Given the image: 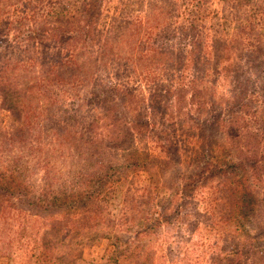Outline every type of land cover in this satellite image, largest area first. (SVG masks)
Masks as SVG:
<instances>
[{"label": "trees", "instance_id": "obj_1", "mask_svg": "<svg viewBox=\"0 0 264 264\" xmlns=\"http://www.w3.org/2000/svg\"><path fill=\"white\" fill-rule=\"evenodd\" d=\"M209 1L57 0L62 13L55 19L26 30L21 22L13 27V40L58 51L56 57L48 55L44 80L28 84L23 80L21 91L3 83L6 71L2 72L0 110L7 113V125L2 127L0 121V200L31 203L34 195L18 168L30 160L47 168L58 160L65 166L68 143L80 135L88 148L85 152L97 159L75 193L99 214L96 199L106 195L104 188L127 180L130 171L145 172L152 186L160 185L163 172L174 167L172 179L163 185L180 205L173 211L167 205L158 210L149 201L152 208L146 212L132 196L121 220L136 237L115 247L106 264H122L126 253L128 261L141 252L150 254L163 225L171 216H181V204L203 189L230 206L229 218L236 228L230 251L223 246L216 253L217 264H264V42L248 47L219 36L213 25L208 27L213 36L202 37L205 25L195 17L203 8L205 17L211 15L212 10L204 7ZM141 11H147L144 21L129 18ZM96 42L101 53L87 73L81 67L87 68L91 61L81 50ZM74 53L86 60L79 67L70 59ZM10 57L3 53L1 66L10 64ZM98 62L116 67L115 78L97 75ZM155 62L153 70L163 75L158 79L152 70L148 74L144 70ZM128 68L131 72H124ZM77 73L85 92L71 108L73 99L64 83L77 79ZM128 75L145 80L147 98L133 89ZM226 88L229 92L223 94ZM145 141L139 151L136 144ZM108 151L113 157L103 160ZM185 164L192 173L183 172ZM224 183L227 194L222 197ZM60 192L47 191L46 199L53 196V200L38 196L34 204L52 207ZM240 217L249 219L261 234H251ZM98 220L102 218L92 215L89 222L96 226ZM113 238L119 243L117 235ZM144 239L149 240L146 250L137 243Z\"/></svg>", "mask_w": 264, "mask_h": 264}, {"label": "rangeland", "instance_id": "obj_2", "mask_svg": "<svg viewBox=\"0 0 264 264\" xmlns=\"http://www.w3.org/2000/svg\"><path fill=\"white\" fill-rule=\"evenodd\" d=\"M56 1L0 0V66L3 62L2 54L11 55L10 64L6 63V67L0 68V81L4 77L2 72L6 71L3 83L13 84L12 86L17 87L18 91L23 90L21 83L23 80L26 84L32 79L40 80V82L44 80L45 75L42 73L46 70L48 55L56 57L58 50L55 47L48 49L39 43L24 42V39L13 40L11 37L13 27L21 22L25 25L24 29H28L29 26L33 27L41 21L55 19L62 13L59 12L61 8L58 9L55 5ZM114 6L116 2L111 5L112 11ZM204 7L212 10L211 15L205 17L203 8L202 12L195 17L205 25L202 37L213 36V31L208 28L213 25L219 30V36L230 40L235 39L237 42L242 41L248 47L250 46L248 44H255L258 40L264 42V0H210ZM145 14L147 11L136 12L129 18L144 21ZM189 18L191 19V16ZM244 26H246L245 30H243ZM97 42L81 50L87 52L83 57L91 61V65L87 68L81 67L83 70L87 69V73L92 71L94 58L101 53L102 47ZM70 59L77 67L82 65L83 59H80L79 54L74 53ZM102 60L103 63L106 62L104 57ZM97 65L98 68H95L97 75L115 78L116 67L109 63L102 66L98 62ZM157 65V62L148 65L144 69L145 73L148 74L152 70L153 77L156 76L158 79L163 76L160 70H153ZM135 68L139 73L141 72L138 66ZM124 72H131V68ZM76 77L77 79L64 83L69 90L68 96H72L73 99L74 106L71 105V108L77 107L78 95L82 96L85 92L78 73ZM128 79L133 89L145 98L148 97L149 87L145 84V80H141L138 76L129 78V75ZM12 92L13 90L9 89V94ZM228 92L229 88H226L222 93ZM6 116L7 113L0 110L2 127L7 125ZM68 144L65 166H62L63 161L58 160L56 164L52 163L47 168L44 163L36 165L34 160H30L28 164L18 168L21 175L28 180L26 185L30 187L29 194L34 195V198L45 196V200L48 198L47 191L53 194L61 192L54 196L58 200L52 207H47V203L44 202L39 205L34 204L33 197H31V203L29 200L19 202L16 198L9 201L0 200V264H106V261L111 259L109 257L115 247H120L136 237L132 232L125 230L127 228L121 220L127 206L131 203L132 196L135 197V205L139 204L140 208L146 212L152 206L162 210L163 206L167 205L168 210L173 211L180 205L179 198L170 196L167 186L163 185L165 179H172L174 167L163 172L164 180L160 185L154 182L152 186L145 172L132 170L127 180L118 182L114 187L104 188L106 195L95 201V206L100 207L101 215L99 212H94L91 202L81 199L83 197L75 192L85 181L84 175L92 169L94 165L92 160H96L97 157L94 155L91 158L85 152L88 148L82 145L80 135L74 143L72 141ZM145 144L146 141L137 143L136 146L139 151H143ZM112 157L108 151L102 159L110 160ZM120 157L124 160L125 156L120 155ZM183 168L185 174L192 173V168H189L187 164ZM240 174L244 177L243 173ZM44 177L48 179L44 180ZM48 183L52 185L45 190ZM220 186H222L220 195L223 197L227 194L226 184ZM195 192L181 204L183 208L181 216H171V221L163 225L166 227L158 234L159 239L153 245L150 254L141 252L138 257L128 261L130 256L126 253L122 264H217L216 253H219L223 246H228L230 251L229 245L232 244L236 229L231 221L232 218H229L230 206H226L220 199H215L208 189ZM66 193H70L71 197ZM150 193L152 196H149ZM47 200H53V196H49ZM149 201L153 205L149 204ZM2 206L7 208L2 209ZM92 215L102 218V221L98 220L99 225L93 226L89 222ZM241 220L245 222V228L251 234H261L259 232L261 230L253 227L249 219L242 217ZM114 235L119 237V243L113 238ZM148 241L144 239L137 243L146 250ZM261 242L264 245V240ZM134 253L137 254L139 251L136 250Z\"/></svg>", "mask_w": 264, "mask_h": 264}]
</instances>
